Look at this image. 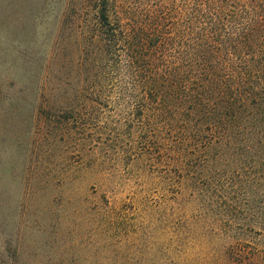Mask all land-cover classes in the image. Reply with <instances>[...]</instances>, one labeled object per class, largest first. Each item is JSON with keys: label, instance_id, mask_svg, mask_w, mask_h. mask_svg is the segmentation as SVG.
<instances>
[{"label": "rangeland", "instance_id": "obj_1", "mask_svg": "<svg viewBox=\"0 0 264 264\" xmlns=\"http://www.w3.org/2000/svg\"><path fill=\"white\" fill-rule=\"evenodd\" d=\"M161 1L171 33L185 0ZM155 2L109 0V14L133 27ZM98 3L0 0V264H214L187 249L158 167L127 163L137 130L76 129L103 81Z\"/></svg>", "mask_w": 264, "mask_h": 264}, {"label": "trees", "instance_id": "obj_2", "mask_svg": "<svg viewBox=\"0 0 264 264\" xmlns=\"http://www.w3.org/2000/svg\"><path fill=\"white\" fill-rule=\"evenodd\" d=\"M108 2L92 37L103 81L80 96L76 129L137 130L124 157L158 167L187 249L264 264V0H185L171 33L160 0L133 27Z\"/></svg>", "mask_w": 264, "mask_h": 264}]
</instances>
